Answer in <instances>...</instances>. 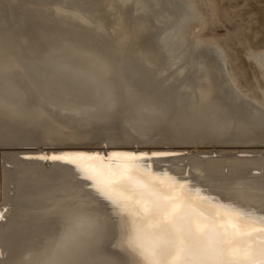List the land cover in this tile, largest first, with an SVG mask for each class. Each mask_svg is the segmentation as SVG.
Listing matches in <instances>:
<instances>
[{
	"label": "bare ground",
	"instance_id": "6f19581e",
	"mask_svg": "<svg viewBox=\"0 0 264 264\" xmlns=\"http://www.w3.org/2000/svg\"><path fill=\"white\" fill-rule=\"evenodd\" d=\"M248 1L255 10L251 25L261 30L255 38L252 29L240 35L251 62L238 67L244 87L231 78L222 50L196 37L203 14L195 1L0 0L2 16L6 5L19 8L37 17L30 23L53 24L51 30L64 25L72 33L67 30L63 40L75 38L51 52L49 73H27L40 95L49 84L52 103L59 102L68 119L34 110L18 124L11 121L3 138L9 142L0 139V264H141L126 243L137 225L126 218L143 217L148 206L137 201L134 210L125 207L130 197L110 187L129 172L175 185L170 199L183 191L212 209L220 228L235 230L242 221L243 235L264 232V0ZM56 30L45 36L41 30V38L23 31L20 44L13 40L20 46H10L23 52L28 43L31 52L41 50V40L62 38ZM0 75L6 82L3 67ZM43 144L53 147L44 150ZM53 156L60 159L43 158ZM193 224L197 231L205 227Z\"/></svg>",
	"mask_w": 264,
	"mask_h": 264
},
{
	"label": "snow or ice",
	"instance_id": "6c2138e0",
	"mask_svg": "<svg viewBox=\"0 0 264 264\" xmlns=\"http://www.w3.org/2000/svg\"><path fill=\"white\" fill-rule=\"evenodd\" d=\"M110 187L130 197L131 203L125 207L134 210L137 201L148 206L143 217L126 218L137 225L129 230L126 243L141 264H170L172 257H176L175 264H264V232L245 236L242 221L236 222L235 230L218 227L213 210L194 203L183 191L170 199L175 185L161 186L129 172ZM194 220L205 225L203 230H196ZM150 222L155 225L151 229L146 227ZM246 246L248 256L244 257ZM233 249L235 253L229 255Z\"/></svg>",
	"mask_w": 264,
	"mask_h": 264
},
{
	"label": "rangeland",
	"instance_id": "374dc122",
	"mask_svg": "<svg viewBox=\"0 0 264 264\" xmlns=\"http://www.w3.org/2000/svg\"><path fill=\"white\" fill-rule=\"evenodd\" d=\"M192 1H195L196 5L198 7V10L201 12V16L203 14V18L201 19L202 20V24L200 23L201 26H199V28L197 27V29H196L197 30L196 37L198 38L199 41H203V42H206V41L209 42L210 41V42L214 43L218 48H220L222 50L223 55H224V61H225L224 64L225 65L224 64L223 65L227 67L231 78L234 81L240 83L242 86L246 87V84H245L246 81H245V79L243 77V74L240 72L238 67L240 66V63L249 64L251 62L248 59H246L245 56L243 55L241 42L242 41L244 42V40H241L243 38H241L242 36H240V35H242L241 33H242V31L244 29H252L250 35L253 38H255L256 35H258L260 30H261L260 25L253 23V25H255V28H254L251 25V22H250L251 21V16H253V14H255L254 13L255 10H253L254 7L252 6L253 3H251V1L249 2L248 0H192ZM6 7L8 8L7 9L8 10V14H6V15L4 14L3 16L0 14L1 18L3 17L2 18L3 20L0 18V25H2L0 27V29H1L0 32H2V33H0V50H1V52H0V55H1L0 56V58H1L0 59V63H1L0 65L1 66L0 67L4 68L5 77H8L7 78L8 81L6 79V82L4 81V83L6 85L9 84L8 87L9 88L12 87V89H9L6 86V88L9 89V90H7L4 87L5 85H3L4 89L7 90V91H5L4 89H3V91H2V89L0 91V96H1V94H4V97H1V99H0V120H1L0 121V131H1L0 132V139L2 138V140H4V141L8 140V139H3V138L4 137L6 138L10 134L9 125L11 126V123H12L11 121H13L14 124H18V122H21L25 118V116H28L30 113L34 112V110H36L39 113L41 111L43 112V109H44L43 114L45 112H47L48 114L51 113V112H56L57 115H58L57 120L60 121V122L64 118L68 119V117H66L67 116L66 110H64L62 108H60V109L58 108L57 104H59V102H57V104H56V102L52 103L53 99L50 96L49 88L47 86L49 84H47L45 86V88L43 89V92L40 95L37 90L36 91L34 90L35 88H33L34 86H33L32 82L30 81L29 75L27 73L29 71L34 70V69H41L43 73H49V70H47V69L48 68L51 69V67L53 65L52 64V58H51V52H55L56 51L55 48H57L58 46L64 45L65 44L64 41H67V43L69 45L75 44L74 43L75 42L74 41L75 38H72V37L68 38L67 37L68 40H66V39L63 40L64 37L66 38L67 34L72 33V32H70V28L69 27H66L64 25L56 24V26H57L56 28H58V29L56 30L55 27H54V29L52 27V30H51L50 29L51 25L54 26L53 24H51V25H48V27L50 29V31H48L49 29H48L47 25L45 26V25L42 24V25H37L36 26V25L30 23V22H32V20L37 18V17L33 18L34 15L28 13L31 16L30 17L26 12L22 13V11L19 10V8L12 10V9H10L9 5H6ZM18 13H20V14H18ZM11 14H12V16H10ZM17 15H18V17H21L20 18L21 20L17 17ZM25 15H27L28 17L25 16ZM13 18H14V20H13ZM25 18H26V20H25ZM4 20H6L7 23ZM22 20L28 22V25L24 21H23L24 23H21ZM13 21H14V23H13ZM3 22H5V23H3ZM9 22H10V25H9ZM19 22H20V25L18 27H14V25L19 23ZM6 24L8 26H11V25L12 26L11 27H7ZM27 26H30V27H27ZM44 26L47 27V29H43ZM59 26H61V27H59ZM4 27L6 28V30H4ZM23 27L25 29H23ZM39 27H41V29ZM26 28L29 29V32H28V30ZM66 28H68V29H66ZM16 29H18V34H17V30ZM60 29H61V31H60ZM31 30H32V33H34L38 37H40V36H42L44 34L45 35L50 34L52 31L56 30V31H58L57 34L59 35V39L61 37L62 38L60 40H58L57 43L56 42L55 43L51 42V44L53 46L55 45L54 47L50 43L45 42L46 39L44 41L41 40V43H40V41H38L44 48L41 49V50L37 49L38 51H35V52H33V51L31 52V50H33V49H31V47H29L28 43L24 44V46H26V49H23V52H22V49L21 50L17 49V50H19V52H18L16 50L17 47L16 48L15 47L12 48L10 46L12 43H13V46H14V43H15L14 41L16 39L18 40L17 42L20 44V42H22V40H21L22 34L25 35L27 32H28L27 35L28 34H32V33H30ZM41 30H42L43 34L42 33L39 34V32H41ZM45 30H46V32H44ZM63 30H65V31H63ZM67 30L70 33H68ZM23 31H25V32L20 34ZM79 31H81V30H79ZM6 32H7V34H6ZM87 32H89V30ZM59 33H61L62 35L59 34ZM78 33H80V32H78ZM2 34H4V35H2ZM14 34L18 35V37L14 36ZM63 34H64V36H63ZM1 35L2 36L8 35L9 37L7 36V37L1 38ZM78 36L79 37H88V38H90L88 35H85V34H78ZM34 38L39 40L41 37L40 38L34 37ZM6 39H8L9 41L6 40ZM61 40L63 41V43H62ZM71 40H72V42L73 41L74 42L72 43ZM60 41H61V44L59 43ZM68 41H70V42H68ZM17 42L15 43V46L19 47L20 45L19 44L17 45ZM39 43H37L36 45H38ZM27 44H28V46H27ZM68 44H66V45H68ZM50 45H51V47H50ZM35 47H37V46H35ZM9 48H11V52H10ZM5 49H7V50H5ZM12 49H14V51ZM27 49H28V51L30 49L29 55H28V52H26ZM20 52H22V53H20ZM17 53H19V54H17ZM9 54L10 55L12 54V56H10ZM7 57H8V59L9 58L10 59H14V61L13 60L10 61L11 64H12V62L16 63L18 61V65L14 63L15 65L11 66V64H10V62L8 60H7L8 62H6ZM11 57H14V58H11ZM65 58H64V60H65ZM58 60L60 61V57L58 58ZM67 61H68V59H66V62ZM5 62L8 63V64L6 65ZM8 65L11 66V69H6V67H8ZM27 66H28V69L26 70L25 68H27ZM15 67H16V69H15ZM17 69H19V70L21 69L22 70V71L20 70V73H19L21 76L18 74L19 70H17ZM12 71H13V73H12ZM9 74H11L12 76H13V74L14 75L16 74L14 76L15 78H13ZM51 75H53V69H52V74ZM17 77L19 78V80H23L24 79L23 80L24 83H23V81H19V80L17 81V79H16ZM14 79H16V80H14ZM53 79H54V77H53ZM2 80L3 79H1L0 84L1 83L4 84ZM19 82H22V84H24V85H22V88L24 87L25 88L24 91H26V92L23 95L21 93H23L24 91H23L22 88H20L21 86H19L17 88V86L19 84H21ZM25 84H26V86H25ZM0 87L3 88L2 85H0ZM28 87H30L32 90H30V91H29V89L27 90ZM14 88H15V95H14L13 91H11ZM16 89H20V90L18 91ZM241 89L245 90V88H243V87H241ZM4 92H9V93H7V95H6V93H4ZM30 93H32L31 96H28V95H30ZM8 94H9L10 97L8 96ZM10 94H12V95H10ZM16 95H17V97H16ZM32 95L34 96V98H32L33 97ZM44 95L48 96L47 99L44 98ZM21 97H23L24 99H21ZM28 97H30V98H28ZM28 99H29V101H28ZM34 99H35V101H33ZM28 104H29V107H28ZM256 105L259 107L258 102H257ZM35 106H37L39 108L35 109L34 108ZM30 107L33 109L32 111H30L31 110ZM260 107H262V106H260ZM24 113H26V114L24 115ZM39 117L38 118L41 121V123H44V121L46 120L45 116L41 114V116L39 115ZM6 121H9L10 123L6 122ZM7 123H9V124H7ZM4 129H5V132H4ZM7 129H9V130L7 131ZM6 142H9V141H6ZM172 148L197 150L196 148H193L191 146H184V147L183 146H180V147L177 146L176 147L175 145H173ZM202 148H207V147H202ZM31 150H34V148H32ZM198 150H200V149H198ZM204 150H206V149H204ZM222 153H224V152H222ZM228 153H231V152H228ZM2 155H3V153L0 154V167H2V163H4V162H2ZM1 200H2V198H0V201Z\"/></svg>",
	"mask_w": 264,
	"mask_h": 264
},
{
	"label": "water",
	"instance_id": "95a60500",
	"mask_svg": "<svg viewBox=\"0 0 264 264\" xmlns=\"http://www.w3.org/2000/svg\"><path fill=\"white\" fill-rule=\"evenodd\" d=\"M41 146H43L42 148L44 149V150H46V149H48V148H46V147H53V145H48V144H43V145H41ZM124 146H137V145H131V144H124ZM33 147H36V146H33ZM138 147V146H137Z\"/></svg>",
	"mask_w": 264,
	"mask_h": 264
}]
</instances>
